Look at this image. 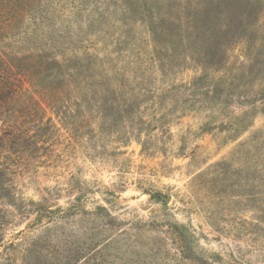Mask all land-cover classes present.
<instances>
[{
  "label": "rangeland",
  "instance_id": "obj_1",
  "mask_svg": "<svg viewBox=\"0 0 264 264\" xmlns=\"http://www.w3.org/2000/svg\"><path fill=\"white\" fill-rule=\"evenodd\" d=\"M55 1L56 45L67 26L88 28L82 36L135 85L195 80L202 101H166L164 123L138 131L113 107L63 122L34 91L11 120L17 131L0 120V264H264V0L258 30L222 49L218 70L185 51L165 76L140 20L147 0L133 12L114 0ZM154 1L160 15L181 10L179 0L145 9ZM57 205L63 235L51 248L44 215Z\"/></svg>",
  "mask_w": 264,
  "mask_h": 264
},
{
  "label": "trees",
  "instance_id": "obj_2",
  "mask_svg": "<svg viewBox=\"0 0 264 264\" xmlns=\"http://www.w3.org/2000/svg\"><path fill=\"white\" fill-rule=\"evenodd\" d=\"M114 1V5L133 12L140 0ZM150 1L143 3L140 20L149 32L152 58L162 76L166 75L167 66H174V59L182 55V52L185 54V51L205 54L198 60L190 54L186 56L196 62L200 61L204 67L218 70L216 67L222 65L220 62L223 60L218 57L220 51L227 49L236 39H250L252 31L258 30L260 0H255V3H251L252 0H179V14L162 12L161 15L156 11L160 10L157 1H154L151 10L145 9L151 6ZM184 1L189 3L187 8L183 5ZM55 2L0 0V120L8 123L13 131L18 130L14 122H11L14 113L19 111L20 105H24L34 91L56 116L60 113L63 122L75 117L76 113L87 118L95 111L100 113L113 107L118 109V114L136 121L138 131H148L158 123H164L168 112L164 111L162 105L166 101L178 102L177 106H182L180 101L183 97L186 100L202 101L196 100V97H200L199 90L203 85L195 80L177 87L169 85L165 89L151 87L150 84L135 85L124 73L115 70L112 66L113 58L104 54L100 57L97 49L82 36L88 28H80L75 32L67 26L68 42L56 45L53 42L56 40L55 34L62 30L59 29L61 25L56 23V10L52 6L56 5ZM197 6L201 8L194 10ZM166 15L169 20L164 18ZM221 17L224 18L223 24L218 22ZM221 27H225V30L222 31ZM70 35L79 40H71ZM191 38L195 41L189 43ZM196 41L202 43L201 49L197 48ZM40 82H45L43 90L42 87L40 90L33 89ZM245 101L249 107L255 105ZM16 105H19L17 109L14 108ZM188 105L193 106L192 103ZM108 114L109 111L99 115ZM144 192L154 196L150 191ZM76 207L72 204L70 209L75 211ZM65 212L60 205L47 208L44 212L48 224H52L45 230L48 247H58L62 241L59 221ZM41 216L39 213L35 221L41 222ZM32 250L36 251L35 248Z\"/></svg>",
  "mask_w": 264,
  "mask_h": 264
},
{
  "label": "water",
  "instance_id": "obj_3",
  "mask_svg": "<svg viewBox=\"0 0 264 264\" xmlns=\"http://www.w3.org/2000/svg\"><path fill=\"white\" fill-rule=\"evenodd\" d=\"M158 196L164 201H169L170 200V196H166V195H163V194H158Z\"/></svg>",
  "mask_w": 264,
  "mask_h": 264
}]
</instances>
